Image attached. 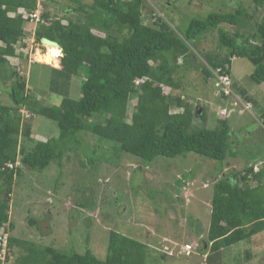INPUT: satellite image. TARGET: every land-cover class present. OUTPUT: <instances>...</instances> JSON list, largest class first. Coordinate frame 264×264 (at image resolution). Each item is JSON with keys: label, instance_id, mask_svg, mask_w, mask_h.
Returning a JSON list of instances; mask_svg holds the SVG:
<instances>
[{"label": "trees", "instance_id": "16d2710c", "mask_svg": "<svg viewBox=\"0 0 264 264\" xmlns=\"http://www.w3.org/2000/svg\"><path fill=\"white\" fill-rule=\"evenodd\" d=\"M144 1L93 0L88 10H81V5L76 8L85 19L52 18L49 12L43 13L48 23H40L36 39L47 37L63 48L57 66L50 65L60 76L56 82L63 89L55 87L51 93L67 89L59 104L49 105L30 93L26 77L16 68L22 58L18 47L27 43L25 24L31 22L23 11L36 9L37 0H0V80L10 83L13 102H0V230L6 226L9 232L6 256L0 258V264H150L154 254L147 243L115 230L110 232L104 260L91 249L68 251L11 234L12 191L22 173L19 160L39 171L54 161L62 163L68 148L83 146L82 131L117 143L121 152L139 157L145 165L158 157L190 152L221 162L238 155L231 140L235 131L226 117L219 118L214 128L195 123L197 117L206 122L207 112L196 111L183 95L175 93L179 87L175 74L194 66L196 47L206 33L230 24L237 31L219 28V48L227 52L206 55L205 80L213 75L209 67H221L231 75L232 59L246 57L255 66L251 80L264 83V19L250 24L252 16L240 5L232 11L193 18L179 31L157 14L153 24L144 22ZM253 1L257 7L264 6V0ZM180 58L183 65L178 64ZM82 70V96L75 99L68 90L73 76ZM137 79H141L139 84ZM135 97L137 103L129 115V103ZM22 107L33 113L31 118L41 115L56 121L59 135L44 141L33 138L31 126L24 129L22 124ZM21 135L33 146L21 144ZM8 162L14 168L7 167ZM255 166L232 175L222 172L216 180L210 226L202 246L206 264H223V249L264 232V166L259 170ZM252 180L259 184L252 186ZM15 247L22 252L13 260ZM160 256L166 258V254Z\"/></svg>", "mask_w": 264, "mask_h": 264}, {"label": "rangeland", "instance_id": "374dc122", "mask_svg": "<svg viewBox=\"0 0 264 264\" xmlns=\"http://www.w3.org/2000/svg\"><path fill=\"white\" fill-rule=\"evenodd\" d=\"M79 1L80 4L75 0H37V6L42 14L49 12L52 18L85 19V14L76 8L81 5V10L83 7L88 10L93 0ZM240 5L252 16L250 24L264 19V6L257 7L253 0H145L143 16L144 22L153 24L157 14L177 30L184 31L193 18L232 11ZM45 23L48 22L45 20ZM39 26L37 21L25 24L27 43L25 47H18L22 58L16 68L26 77L30 93L44 104L52 105L62 100L66 88L51 94L55 87H62L56 82L60 76L51 67L57 65L47 59L49 47L42 38L36 39ZM220 27L237 31L230 24ZM219 28L206 33L199 41L194 66L189 70L181 68L175 74L179 83L175 93L183 95L196 111L206 110L207 121L197 117L195 123H205L209 128L217 126L222 110L234 109L227 119L235 131L231 140L238 155L221 162L190 152L177 157H158L145 165L139 157L121 152L117 143L82 131L83 146L68 148L62 163L54 161L39 171L22 165L19 160L22 173L16 177L12 191L10 213L14 229L11 234L68 251L85 253L91 249L104 260L110 232L115 230L147 243L154 254L150 264H206L202 246L210 226L216 180L222 172V175H232L253 164L257 170L264 166V83L251 80L254 64L246 57L232 59L235 95L227 99L218 92L215 78L205 80L202 72V67L207 65V53L227 52L219 48ZM38 51L41 56L46 52L48 63L34 56ZM61 56L63 51L59 60ZM183 62L182 58L178 60L179 65ZM84 78V70L73 76L68 90L72 98L82 96ZM9 91L10 83L0 80L1 103L13 104ZM235 101L236 104H231ZM248 102L251 107L246 109L241 103ZM136 103L137 98H131L129 115ZM171 110L183 111L177 107ZM31 117L22 115V124L24 129L31 126L36 140L59 135L56 121L41 115ZM128 120L131 121L130 117ZM20 141L33 146L22 135ZM258 184L257 180L251 181L252 186ZM261 185L264 187V178ZM186 244L194 248L189 255L183 251ZM21 252V248L15 247L12 259H17ZM161 253L166 254L165 259ZM222 256L223 264H263L264 232L223 249Z\"/></svg>", "mask_w": 264, "mask_h": 264}, {"label": "built area", "instance_id": "2783aa9c", "mask_svg": "<svg viewBox=\"0 0 264 264\" xmlns=\"http://www.w3.org/2000/svg\"><path fill=\"white\" fill-rule=\"evenodd\" d=\"M27 18H30L32 22L37 23H45V19L43 17L42 12L40 11V7L37 6L36 9L33 11H25L23 13ZM36 20V21H35ZM209 67V66H208ZM212 71V76L216 80V86L218 88V92L222 95L230 97L232 94L235 95L234 90L232 88V80L231 75L228 73H225L224 70L221 67H218L216 69H212V67H209ZM137 84L141 82V79H137L135 81ZM231 104H236L235 102H232ZM243 106H245L246 109H249L251 107V103H241ZM234 111V109H231V112H228L227 108L221 111V117H229L231 113ZM21 113L24 117L30 118L31 112L28 109H21ZM7 167L14 168L15 164L13 162H8ZM8 239H9V232L6 230V226L1 227L0 230V258L3 260L5 259L7 248H8ZM193 246L190 244H186L183 248V251L187 252L188 255L193 252Z\"/></svg>", "mask_w": 264, "mask_h": 264}, {"label": "bare ground", "instance_id": "6f19581e", "mask_svg": "<svg viewBox=\"0 0 264 264\" xmlns=\"http://www.w3.org/2000/svg\"><path fill=\"white\" fill-rule=\"evenodd\" d=\"M48 50H49V53H48L47 59L50 62L54 63L53 65H55V62H57V59L60 56L61 49H60V47L58 45H52V46H49ZM53 50H56V51L53 52ZM36 55H37L38 58L43 59L44 62H46L45 61L46 52L43 54L44 56L43 55L41 56L40 52L39 53L36 52ZM46 63H48V62H46ZM49 64H51V63H49Z\"/></svg>", "mask_w": 264, "mask_h": 264}, {"label": "water", "instance_id": "95a60500", "mask_svg": "<svg viewBox=\"0 0 264 264\" xmlns=\"http://www.w3.org/2000/svg\"><path fill=\"white\" fill-rule=\"evenodd\" d=\"M42 42L44 43V44H46L48 47L49 46H52V45H58L59 47H60V49H61V52L63 51V48H62V46L60 45V43L59 42H57V41H55V40H52V39H50V38H47V37H42ZM263 124H264V120H263Z\"/></svg>", "mask_w": 264, "mask_h": 264}, {"label": "crops", "instance_id": "0c3cea01", "mask_svg": "<svg viewBox=\"0 0 264 264\" xmlns=\"http://www.w3.org/2000/svg\"><path fill=\"white\" fill-rule=\"evenodd\" d=\"M32 59V58H31ZM31 61H33V60H31ZM39 62V61H38ZM52 94V93H51ZM52 95H56V94H52ZM60 103V101L58 102V103H56V104H59ZM32 134H33V132H32ZM38 140H41V139H38ZM44 141V140H43Z\"/></svg>", "mask_w": 264, "mask_h": 264}, {"label": "clouds", "instance_id": "9594fccd", "mask_svg": "<svg viewBox=\"0 0 264 264\" xmlns=\"http://www.w3.org/2000/svg\"><path fill=\"white\" fill-rule=\"evenodd\" d=\"M56 50H53V52H55ZM58 54V53H57ZM220 118H221V116H220ZM223 118V117H222ZM227 118V117H226Z\"/></svg>", "mask_w": 264, "mask_h": 264}]
</instances>
